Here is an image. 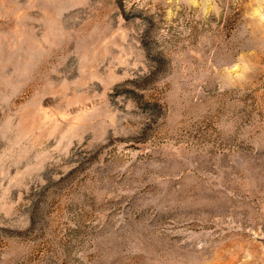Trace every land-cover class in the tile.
Here are the masks:
<instances>
[{"label": "rangeland", "instance_id": "rangeland-1", "mask_svg": "<svg viewBox=\"0 0 264 264\" xmlns=\"http://www.w3.org/2000/svg\"><path fill=\"white\" fill-rule=\"evenodd\" d=\"M0 264H264V0H0Z\"/></svg>", "mask_w": 264, "mask_h": 264}]
</instances>
